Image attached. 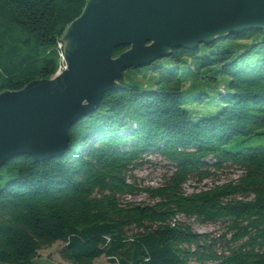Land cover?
Returning <instances> with one entry per match:
<instances>
[{
	"label": "trees",
	"instance_id": "16d2710c",
	"mask_svg": "<svg viewBox=\"0 0 264 264\" xmlns=\"http://www.w3.org/2000/svg\"><path fill=\"white\" fill-rule=\"evenodd\" d=\"M86 2L0 0V92L56 74L60 34ZM258 34L242 51L226 47ZM166 58L170 67L145 65L156 75L146 92L123 82L122 72L119 87L69 129L61 156L5 161L0 263L44 264L38 252L60 242L66 264H264V144L241 146L264 136V30L174 47ZM182 58L191 68L183 74ZM208 91L221 109L193 118L184 103L209 98ZM149 153L168 172L159 186H138L131 172ZM225 167L240 171L235 180L183 190ZM138 192L153 202L124 201ZM179 216L223 229L197 233Z\"/></svg>",
	"mask_w": 264,
	"mask_h": 264
},
{
	"label": "water",
	"instance_id": "95a60500",
	"mask_svg": "<svg viewBox=\"0 0 264 264\" xmlns=\"http://www.w3.org/2000/svg\"><path fill=\"white\" fill-rule=\"evenodd\" d=\"M82 10L60 34L66 68L0 92V168L19 155L61 156L69 129L119 87L123 69L145 67L174 47L264 30V0H87ZM120 45L128 48L112 56Z\"/></svg>",
	"mask_w": 264,
	"mask_h": 264
},
{
	"label": "rangeland",
	"instance_id": "374dc122",
	"mask_svg": "<svg viewBox=\"0 0 264 264\" xmlns=\"http://www.w3.org/2000/svg\"><path fill=\"white\" fill-rule=\"evenodd\" d=\"M260 35H256L253 38L249 39H243L242 41L239 40H231L230 42H227L228 46L227 49L233 47L237 51H242L245 49L247 45H249L251 42H256L257 39H259ZM60 47L58 48V61H60L61 68L65 65L66 67V61L64 59V48L63 44L64 41L60 39ZM158 63L165 64V66L170 67L172 65V62L169 61L166 56H162L157 61ZM60 68V69H61ZM181 73H185L191 68H189L187 64L186 58H182V62L180 64ZM156 75L154 74L153 70L147 69L145 67H139L138 71L136 70H130V69H124L123 75H122V81L125 83H129L130 85L134 86L137 85L142 92H146V90L151 89L153 86V83H155ZM220 80H227L224 75H221L219 78ZM209 92V91H208ZM214 92H209V98H204L203 100H196V102H185L184 105L190 109L192 112V117L197 118V116H204L209 117L210 115H214L215 113H218V111L221 109L222 106L217 104L216 99L213 97ZM264 144V136H261L260 138L250 137L247 138V141L242 143L241 146L244 148H248V146H260ZM231 143L228 144L227 147L231 149ZM236 149V148H235ZM232 149V150H235ZM166 161L163 160L160 156H157L155 153H149L145 157V160L140 165H137L132 173V178L129 180H132L135 182L138 186H159L162 183V177L164 174L168 172V168L165 166ZM240 171H238L235 168L231 167H225L223 170H216L214 174L210 177V179H205L200 184H195V182L190 179L187 181L186 185L184 186V191L189 192L194 187L197 189L204 188V187H212L214 184H222L229 180H235L237 178V174H239ZM133 201V202H142V203H151L153 202L152 199L148 198L145 193L138 192L137 194H131L127 195L124 198V201ZM181 219H183L186 223H190L192 229L197 231V233L202 232H209L210 234L217 233L220 229L222 230V223L217 222L214 224H199L194 220L191 219H185L182 216H179ZM62 248L60 245V242H55L49 247L42 248L41 251L38 252V256L36 260L39 262H43L44 264H66L58 257V251ZM97 264H104L105 258H98L95 260Z\"/></svg>",
	"mask_w": 264,
	"mask_h": 264
},
{
	"label": "built area",
	"instance_id": "2783aa9c",
	"mask_svg": "<svg viewBox=\"0 0 264 264\" xmlns=\"http://www.w3.org/2000/svg\"><path fill=\"white\" fill-rule=\"evenodd\" d=\"M60 44H61V42L58 44L57 48L60 47ZM60 68H61V65L59 64V68H58V70H56V72H55L56 74H54L55 76L58 75L59 72H60L62 69H65L66 67H65V65H64L61 69H60Z\"/></svg>",
	"mask_w": 264,
	"mask_h": 264
},
{
	"label": "bare ground",
	"instance_id": "6f19581e",
	"mask_svg": "<svg viewBox=\"0 0 264 264\" xmlns=\"http://www.w3.org/2000/svg\"><path fill=\"white\" fill-rule=\"evenodd\" d=\"M212 42V41H211Z\"/></svg>",
	"mask_w": 264,
	"mask_h": 264
}]
</instances>
